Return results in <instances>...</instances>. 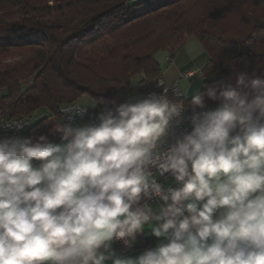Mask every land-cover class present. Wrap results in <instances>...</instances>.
<instances>
[{
    "label": "clouds",
    "instance_id": "obj_1",
    "mask_svg": "<svg viewBox=\"0 0 264 264\" xmlns=\"http://www.w3.org/2000/svg\"><path fill=\"white\" fill-rule=\"evenodd\" d=\"M160 85L98 123L74 126L87 108L72 106L47 133L0 138V264H264V73L235 71L187 104ZM188 109L191 131L165 148ZM145 226L168 242L114 258Z\"/></svg>",
    "mask_w": 264,
    "mask_h": 264
},
{
    "label": "trees",
    "instance_id": "obj_2",
    "mask_svg": "<svg viewBox=\"0 0 264 264\" xmlns=\"http://www.w3.org/2000/svg\"><path fill=\"white\" fill-rule=\"evenodd\" d=\"M248 1L59 0L51 8L45 0H0V54L37 50L15 75L1 67L0 119L29 117L33 120L30 136H34L47 133L59 122L64 106L83 103V98L109 107L113 100L130 103L135 100L131 99L133 80L141 79L139 98L167 67L156 55L165 51L173 59L179 51L182 57L179 49L190 36L206 49L200 93L207 86L229 82L235 71L260 75L264 73V21L253 18L252 32L241 40L208 33L212 23ZM207 104L215 106L212 101Z\"/></svg>",
    "mask_w": 264,
    "mask_h": 264
},
{
    "label": "rangeland",
    "instance_id": "obj_3",
    "mask_svg": "<svg viewBox=\"0 0 264 264\" xmlns=\"http://www.w3.org/2000/svg\"><path fill=\"white\" fill-rule=\"evenodd\" d=\"M59 0H45V4L47 7L53 8ZM63 1V0H62ZM260 3H256V0H251L246 3L244 7L241 9H238L231 14L228 15V17L224 18L223 20L217 22V23H212L211 27L208 28V33L213 36V37H220L225 40H241L246 38L251 32H252V27L255 24L253 22V18H258L262 21H264V0H259ZM193 5L196 9H199L200 6L197 1L193 2ZM188 7L186 6V10ZM185 11L181 12L184 14ZM55 16L57 14L55 13ZM76 21L75 19L72 20V24H74ZM196 39L201 47L206 51L205 47L202 45V43L195 37V36H190L187 37L184 41V44L182 47L179 49L180 53L185 50H188L189 45V40L190 39ZM37 53L36 48H22V49H15L11 50L10 52L6 54H0V69L1 67L4 68V71L9 72L10 74L15 75V71L26 61H28L31 56L34 57ZM178 53V52H177ZM170 53L161 51L156 55L157 61L164 65L166 57H169ZM177 60V57H175ZM175 65H171V67ZM170 65H168L164 71H163V77L165 78L166 82L168 85H173L177 83L178 81L171 82L169 81L168 76H166V73L168 72V68ZM1 74H4L0 70ZM184 75V74H183ZM183 79V76H182ZM140 77H136L133 80V87H134V94L132 95L131 99H136L139 96V82H140ZM182 88L185 94V97L187 99L192 98L193 95L200 93V91L204 87V77L199 71V73L196 74L195 78L191 80H183L182 83ZM149 89V88H148ZM147 91V90H146ZM89 97L83 98L82 102L83 103H88L90 101H93L92 99L89 100ZM45 115V114H43ZM43 115H40L43 117ZM3 119V118H2ZM36 120V119H34ZM33 121V120H32ZM57 143H61V141L57 140Z\"/></svg>",
    "mask_w": 264,
    "mask_h": 264
},
{
    "label": "built area",
    "instance_id": "obj_4",
    "mask_svg": "<svg viewBox=\"0 0 264 264\" xmlns=\"http://www.w3.org/2000/svg\"><path fill=\"white\" fill-rule=\"evenodd\" d=\"M199 73V71H188L183 75V80H191L195 78L196 74ZM163 82L165 85H168L165 78L163 75H161L157 81L149 87V89L139 98L131 101L130 103H135L137 101H140L142 99L148 98L152 93L159 94L162 92V86L160 83ZM177 88L181 89V86L179 82L173 84ZM169 95H172L171 88L169 91ZM178 100H186L185 94L183 93L180 97L177 98ZM95 105V106H93ZM77 107H84L87 108V113L83 117V119L77 117L76 121L74 122V126H84L87 124H92V123H98L99 121L97 120V115L99 114L100 110L104 107V105L100 102L97 101H90L88 103H77ZM63 110H60L59 113V118L62 114ZM193 113L192 111H185L182 113V116L180 118V122L176 125H174L173 132L174 136H170L168 138L167 143L165 144V148L168 147L171 143H174V139L176 137H179L181 132H186V131H191V117ZM60 122H66V121H60ZM26 127L23 130H18L13 127H6L5 125L7 124H14V123H1L0 119V138L2 137H7V136H13V135H18L22 137H27L30 136V130L33 125V121L30 118L29 121H25ZM154 177L157 179L159 183L162 184L164 190L166 191L168 188H175L178 187L177 182L175 181V178L171 176V174H165L164 176H161L158 171L153 172ZM147 203L153 208L154 206L157 205L158 209L162 206L163 202L159 200V198H152L147 201ZM119 248L120 252L123 255L129 254L134 250V246L132 245L133 242H137L138 247L142 249L143 251L150 249V248H155L156 245L155 243L149 241L144 233V230L142 233L138 234L136 239L131 243L130 246H127L123 243V241H113Z\"/></svg>",
    "mask_w": 264,
    "mask_h": 264
},
{
    "label": "crops",
    "instance_id": "obj_5",
    "mask_svg": "<svg viewBox=\"0 0 264 264\" xmlns=\"http://www.w3.org/2000/svg\"><path fill=\"white\" fill-rule=\"evenodd\" d=\"M188 50H185L184 55L182 57H178L179 51L178 53H176V57L177 60L175 58H171V56L169 55V57H166L165 59V64L170 65V67L168 68V72L166 73V76H168L169 81L174 82V81H178L181 88H182V76L183 74H185L188 71H201L202 69V62L204 60L205 57V51L204 49L201 47V45L199 44V42L196 39H190L189 40V45H188ZM171 65H175L176 67L174 68V66L171 67ZM183 90V88H182ZM187 99V98H186ZM158 207L157 205L154 206V211L158 212ZM144 233L146 238L155 243L156 246H158L161 243H167V239L163 238V237H155L152 233H151V229L148 226H145L144 228ZM132 245L134 246V250L126 255H123L118 246L112 242L111 244V248L114 252V258H120V259H126V260H134L135 258H137L138 256L143 254V250L140 249L138 247L137 242H133ZM107 264H112V260H109L107 262Z\"/></svg>",
    "mask_w": 264,
    "mask_h": 264
},
{
    "label": "bare ground",
    "instance_id": "obj_6",
    "mask_svg": "<svg viewBox=\"0 0 264 264\" xmlns=\"http://www.w3.org/2000/svg\"><path fill=\"white\" fill-rule=\"evenodd\" d=\"M72 106H77V103H73V104H69V105H66V106H64L63 107V109L62 110H64L66 107H72ZM186 111H191L190 109H188V110H186ZM30 120V118L29 117H20V118H13V119H11V120H1V123H15V122H17V121H19V122H25V121H29ZM63 123V122H62Z\"/></svg>",
    "mask_w": 264,
    "mask_h": 264
}]
</instances>
